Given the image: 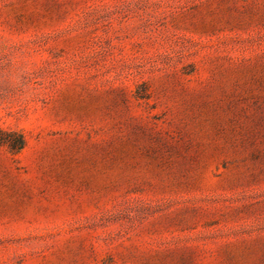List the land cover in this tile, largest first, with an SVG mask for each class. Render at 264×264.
I'll return each instance as SVG.
<instances>
[{"label": "rangeland", "instance_id": "1", "mask_svg": "<svg viewBox=\"0 0 264 264\" xmlns=\"http://www.w3.org/2000/svg\"><path fill=\"white\" fill-rule=\"evenodd\" d=\"M0 264H264V0H0Z\"/></svg>", "mask_w": 264, "mask_h": 264}, {"label": "trees", "instance_id": "2", "mask_svg": "<svg viewBox=\"0 0 264 264\" xmlns=\"http://www.w3.org/2000/svg\"><path fill=\"white\" fill-rule=\"evenodd\" d=\"M24 146V140L22 137H20V142H19V145H18V149H21L22 147Z\"/></svg>", "mask_w": 264, "mask_h": 264}]
</instances>
